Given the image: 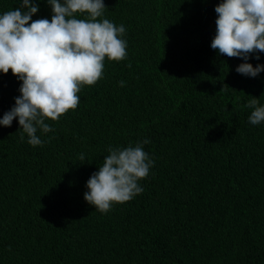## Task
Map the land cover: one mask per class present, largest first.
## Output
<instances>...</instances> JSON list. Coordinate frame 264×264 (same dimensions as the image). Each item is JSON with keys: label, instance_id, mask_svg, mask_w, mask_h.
I'll return each mask as SVG.
<instances>
[{"label": "trees", "instance_id": "16d2710c", "mask_svg": "<svg viewBox=\"0 0 264 264\" xmlns=\"http://www.w3.org/2000/svg\"><path fill=\"white\" fill-rule=\"evenodd\" d=\"M32 2V20L51 19ZM220 2L103 0L97 19L125 27L127 57L105 59L78 107L37 132L42 145L20 140L17 119L0 125V264H264V122L245 107L264 106V71H236L264 53L211 48ZM17 7L0 0V15ZM21 83L0 73V119ZM137 143L153 161L143 191L99 212L88 179L109 147Z\"/></svg>", "mask_w": 264, "mask_h": 264}, {"label": "clouds", "instance_id": "9594fccd", "mask_svg": "<svg viewBox=\"0 0 264 264\" xmlns=\"http://www.w3.org/2000/svg\"><path fill=\"white\" fill-rule=\"evenodd\" d=\"M47 3L50 20H32L38 11L32 0H19V7L0 15V73L10 70L22 82L15 106L3 115L0 125L10 127L17 119L22 129L20 140L27 134V142L34 147L44 143L38 131H53L46 121H58L75 110L82 86H92L103 77L105 59L119 62L127 57V42L121 38L125 27L97 19L106 8L103 0ZM214 10L212 49L245 61L250 54L264 53V0H221ZM77 14H87V18L78 19ZM236 71L256 77L264 65L253 67L245 62ZM258 104V98H252L245 105L252 109L248 117L252 125L264 122V106ZM108 152L102 166L88 179L83 197L101 213L140 194L143 188L138 182L148 176L153 164L141 143L123 149L109 147Z\"/></svg>", "mask_w": 264, "mask_h": 264}]
</instances>
